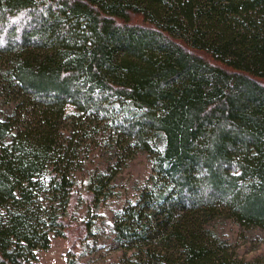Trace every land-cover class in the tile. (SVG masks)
<instances>
[{"label":"trees","instance_id":"trees-1","mask_svg":"<svg viewBox=\"0 0 264 264\" xmlns=\"http://www.w3.org/2000/svg\"><path fill=\"white\" fill-rule=\"evenodd\" d=\"M90 139L120 160L80 195ZM139 153L109 225L128 263L250 264L206 226L264 230V0H0V264L88 239L71 212Z\"/></svg>","mask_w":264,"mask_h":264},{"label":"rangeland","instance_id":"rangeland-1","mask_svg":"<svg viewBox=\"0 0 264 264\" xmlns=\"http://www.w3.org/2000/svg\"><path fill=\"white\" fill-rule=\"evenodd\" d=\"M113 155L109 149L99 147V140L87 141L81 158L74 165L79 166L75 173V191L78 194L86 192L87 178L95 170L118 164L116 162L120 160L119 157ZM121 164L122 170L110 183L111 195L108 198H104L105 200L93 208H90L88 202L81 200L70 214L73 222L89 220L93 224L92 235L84 242H78L76 225L66 237L51 233L50 248L36 251L41 264H129L128 259L134 252H126L117 243L109 225L113 223L115 213L134 199L150 176L151 164L143 153L135 155L128 161H122ZM206 227L215 233L220 242L229 247L235 258L250 264H264V230L260 228L245 230L228 218L212 220ZM80 244L82 246L78 249Z\"/></svg>","mask_w":264,"mask_h":264}]
</instances>
